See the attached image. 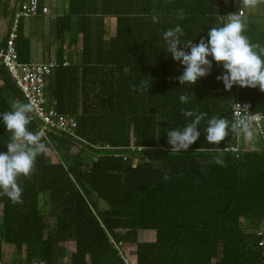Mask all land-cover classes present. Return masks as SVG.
<instances>
[{
  "label": "trees",
  "instance_id": "1",
  "mask_svg": "<svg viewBox=\"0 0 264 264\" xmlns=\"http://www.w3.org/2000/svg\"><path fill=\"white\" fill-rule=\"evenodd\" d=\"M240 1L64 0L66 10L54 21L59 66L45 96L57 112L76 119L75 134L86 145L66 135L42 137L47 151L30 175L17 178L22 202L0 195V246L11 245L17 259L23 257L8 263L125 264L111 240L129 264L264 262L256 235L264 220V149L240 150L237 157L226 150L219 165L206 152L211 145L203 133L212 117L235 122L234 102L264 116V92L238 85L225 90L215 63L196 85L180 87L174 78L181 65L165 53L163 40L179 24L182 40L199 43L221 25L220 17L245 12ZM256 1L264 9V0ZM38 2L41 8L44 1ZM242 20L260 52L264 25L252 13ZM71 47L78 51L62 66ZM15 49L20 62H30V40L19 25ZM187 90L193 95L181 103ZM14 101L25 103L0 66V112ZM186 110L206 113L201 135L188 150L171 152L166 132L191 119ZM36 126L28 128L36 132ZM236 135L229 132L219 147L235 146ZM10 137L0 125V151ZM49 148L56 161L47 160ZM98 200L107 208L100 210ZM140 233L152 237L146 241Z\"/></svg>",
  "mask_w": 264,
  "mask_h": 264
},
{
  "label": "clouds",
  "instance_id": "2",
  "mask_svg": "<svg viewBox=\"0 0 264 264\" xmlns=\"http://www.w3.org/2000/svg\"><path fill=\"white\" fill-rule=\"evenodd\" d=\"M220 19L221 25L211 27L207 37L201 38L199 43H194L195 39L182 40L184 30L179 24L163 33L167 47L165 53L170 54L173 61L179 62L182 68L179 76L174 79L178 80L180 87L185 84L196 85L201 78L210 74L215 63L222 66L223 72L216 79L222 82L225 90L238 85L241 88L258 87L264 92V49L260 52L255 50L256 46L244 34L246 25L237 13ZM155 20L156 17H153ZM144 83L147 85L146 81ZM191 95L188 90L181 94V103H187ZM32 111L31 104L14 101L10 110L0 112V125L5 131L11 132L10 141L5 144L7 150L0 151V195L7 196L13 203L22 202V189L17 178L30 175L36 158L47 151L42 134L28 128V114ZM183 115L191 119H187L183 127L170 128L166 132L171 152L188 150L201 135L199 125L206 113L186 110ZM240 131H244L248 137L252 135L243 119L232 123L223 117L207 120L203 133L211 147H207L206 152L216 164L225 163L222 154L227 146L220 148L221 142L225 141L229 132L239 134Z\"/></svg>",
  "mask_w": 264,
  "mask_h": 264
},
{
  "label": "built area",
  "instance_id": "3",
  "mask_svg": "<svg viewBox=\"0 0 264 264\" xmlns=\"http://www.w3.org/2000/svg\"><path fill=\"white\" fill-rule=\"evenodd\" d=\"M39 13L45 15L48 13L47 7H39L38 0H25L21 8L15 13L13 22L7 32V36L3 43H0V66L3 67L14 82L16 88L20 91L23 100L26 104H31L33 111L30 112V122H35L36 132L42 134V137L52 135H66L78 143L86 145V142L80 139L75 134L77 122L74 117L62 115L56 111L53 104H49L45 96V87L47 80L52 71L59 66L56 60L48 62H27L23 63L18 60L15 49V39L17 37V27L21 19L34 18ZM241 18L244 17L245 12L242 8L236 12ZM68 61H64L62 66H68ZM231 115L234 121L244 120L248 125V130H254L259 141L264 148V116L260 113H250L245 103L234 102L231 106ZM244 131H240L236 135V144L229 147L230 151L238 156L239 139ZM99 149V148H98ZM103 149H110L104 147ZM140 150V149H138ZM259 239V246L262 250V257L264 258V220L259 224L256 231ZM113 246L118 250L125 264H129L127 255L121 250V244H116L111 240ZM0 264H10L4 259L0 258ZM17 264H23L18 262ZM33 264H43L42 262H33ZM264 264V262L262 263Z\"/></svg>",
  "mask_w": 264,
  "mask_h": 264
},
{
  "label": "crops",
  "instance_id": "4",
  "mask_svg": "<svg viewBox=\"0 0 264 264\" xmlns=\"http://www.w3.org/2000/svg\"><path fill=\"white\" fill-rule=\"evenodd\" d=\"M25 0H0V42L2 43L7 36V32L13 22L15 13L21 8ZM42 7L48 8V13L43 15L39 13L34 18L21 19L18 23L19 29L25 37L30 40V61L33 62H48L56 60L60 43L55 38V17L63 13L66 10V3L64 0H43ZM247 0H241L240 5H245ZM253 7H258L259 4L256 0H253ZM260 7V6H259ZM254 14V13H253ZM253 15V20L256 18ZM37 20L38 24H31L30 21ZM255 22V20H254ZM114 35V26L110 32V36ZM76 47L66 48L63 54V60L72 62L76 52ZM63 61V62H64ZM47 101L48 97L46 95ZM50 104V103H49ZM253 133L254 130H248ZM255 132V131H254ZM256 139V140H255ZM242 141V146H240ZM258 142V144H257ZM264 149L259 141L257 134H252L248 137L244 132L239 139V149ZM47 155V160L50 157ZM145 234V233H144ZM152 235L147 238L150 240ZM145 239L146 241H148ZM144 240V239H143ZM71 245V244H70ZM129 256L132 254L130 252ZM0 257L4 258L7 262H13L17 259L15 248L11 245L1 244ZM23 258L20 256L18 259ZM17 259V260H18Z\"/></svg>",
  "mask_w": 264,
  "mask_h": 264
},
{
  "label": "rangeland",
  "instance_id": "5",
  "mask_svg": "<svg viewBox=\"0 0 264 264\" xmlns=\"http://www.w3.org/2000/svg\"><path fill=\"white\" fill-rule=\"evenodd\" d=\"M244 3H246L245 5H247L248 7H247V9L245 8V12H246V14L247 15H249V14H253V15H256L255 17V22L259 25V26H262V25H264V9L263 8H261V7H253V4L254 3H251V0H247L246 2H244ZM30 23L31 24H38V21L37 20H32V21H30ZM112 29H113V22H111V25H110V28H109V32H111L112 31ZM255 132L253 131V133L252 134H254ZM256 134V133H255ZM256 140V139H255ZM257 144H258V142H257ZM240 146H242V141H240ZM48 157H50V160L51 161H56L57 160V156L56 155H54L53 154V152H52V150L49 148V151H48ZM97 203H98V207H99V209L100 210H104V209H106L107 208V205H106V203L105 202H103L102 200H98L97 201ZM150 237V234L149 233H140V235H139V238L140 239H147V238H149ZM148 240V239H147ZM65 247L68 249V251H72V244L70 245V244H65ZM131 254H133L132 252H130ZM2 259H4V258H2ZM5 260V259H4ZM6 261V260H5Z\"/></svg>",
  "mask_w": 264,
  "mask_h": 264
}]
</instances>
